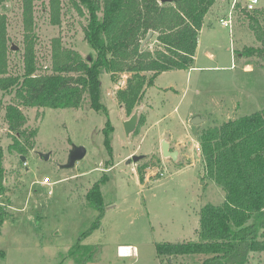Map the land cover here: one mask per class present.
I'll use <instances>...</instances> for the list:
<instances>
[{"label":"rangeland","instance_id":"rangeland-1","mask_svg":"<svg viewBox=\"0 0 264 264\" xmlns=\"http://www.w3.org/2000/svg\"><path fill=\"white\" fill-rule=\"evenodd\" d=\"M246 1L220 0L215 11L209 10L192 65L164 71L146 88L140 103L143 123L129 137L123 120L134 109L128 112L116 96L129 73L116 79L107 72L100 75L107 112L93 110L86 97L76 108L21 106L26 118L21 133L10 130L6 120L7 106L17 102L14 91L0 89L5 186L0 209L6 212L0 264H164L157 243L198 239L202 206L219 205L225 198L224 190L204 177L198 133L264 107V60L241 52L245 46L260 45L243 12ZM233 3L230 30L220 18L228 16ZM61 5L60 23L53 24L49 1L34 0V47L41 72L50 67L55 37L84 58L93 55L84 39L86 15H80L70 0H61ZM256 8L263 11L264 0H258ZM0 13L7 21L8 73L20 75L25 44L22 1H2ZM155 35L143 46L158 47ZM194 117L203 122L193 124ZM107 121L113 127L111 157L103 143ZM163 139L170 150L178 151L175 161L162 157ZM72 145L83 146L86 153L73 167L61 168ZM133 154L145 157L125 163ZM105 175L100 185L105 208L99 216L86 193ZM78 242L87 248L74 246ZM118 246H125V255ZM249 264H264V252L250 253Z\"/></svg>","mask_w":264,"mask_h":264},{"label":"trees","instance_id":"trees-1","mask_svg":"<svg viewBox=\"0 0 264 264\" xmlns=\"http://www.w3.org/2000/svg\"><path fill=\"white\" fill-rule=\"evenodd\" d=\"M21 1L25 44L20 75L8 73L7 21L6 15L0 13V89L14 91L17 102L7 106L6 120L9 129L16 133H21L20 127L26 122L21 106L76 108L86 97L93 110L107 112L101 101L103 72L109 73L111 79L129 73L126 86L118 89L116 96L131 112L140 105L146 88L160 73L188 69L192 65L204 17L216 2L70 0L80 15H86L84 39L93 55L84 58L55 37L51 41L50 67L41 72L34 47V0ZM48 1L51 22L59 24L61 0ZM243 12L260 45L245 46L241 52L264 60V10L243 8ZM154 33L158 47L150 50L142 41ZM142 123L140 116L134 133ZM112 130L107 121L102 133L110 157ZM197 138L204 177L224 190V201L202 206L197 240L160 242L158 253L164 264H249L250 253L264 252V107L202 128ZM1 157L0 151V196H4ZM110 165L107 159L106 166ZM107 178L102 176L86 193L87 201L99 216L105 208L100 185ZM5 214L0 209V229ZM74 246L87 248L79 242ZM0 256H3L1 249ZM176 257L197 258L176 262Z\"/></svg>","mask_w":264,"mask_h":264},{"label":"water","instance_id":"water-1","mask_svg":"<svg viewBox=\"0 0 264 264\" xmlns=\"http://www.w3.org/2000/svg\"><path fill=\"white\" fill-rule=\"evenodd\" d=\"M164 1V0H161ZM150 35H147L146 38L142 41V45L145 43V40L149 39ZM13 49H16V46H12ZM142 105L140 104L138 107H136L134 109V111L132 112V114L125 120H123V128H124V133L126 135V137H129L137 128L138 126V122H139V116H140V112H141V107ZM191 122L193 124H200L203 122V118L200 117H194ZM161 154L162 157L165 158H170L172 160H176L177 159V155H178V151L177 150H170V145L168 143V141H166L165 139H163L161 141ZM86 153V149L81 146V145H72L67 160L65 163L61 164L60 167L61 168H71L74 166L75 162L80 160ZM41 157L47 158L48 154H44V153H39ZM145 154H133L131 155L130 158H127L125 163H130V162H137L140 159L144 158ZM20 159L22 161L25 160V157L23 155L20 156Z\"/></svg>","mask_w":264,"mask_h":264},{"label":"built area","instance_id":"built-area-1","mask_svg":"<svg viewBox=\"0 0 264 264\" xmlns=\"http://www.w3.org/2000/svg\"><path fill=\"white\" fill-rule=\"evenodd\" d=\"M257 3H258V0H247L246 3L244 4L243 8L246 9V10H252V9L256 8V4ZM234 6H235V3H233L231 5V10L228 12V16L227 17L220 18V23L223 26L229 27L230 30L232 28V23H233L232 22V19H233V15H232L233 11H232V9H233ZM160 174L163 175V172H161ZM48 181H49L48 177H45L44 178V182L49 183ZM125 250H126V248L122 249V248L119 247V252H121V254H123V255L126 254Z\"/></svg>","mask_w":264,"mask_h":264},{"label":"crops","instance_id":"crops-1","mask_svg":"<svg viewBox=\"0 0 264 264\" xmlns=\"http://www.w3.org/2000/svg\"><path fill=\"white\" fill-rule=\"evenodd\" d=\"M220 0H216V2L213 4V6L210 8V11L213 10L215 11L216 10V7H217V4H219ZM217 11H220V10H217ZM209 12V11H208ZM204 23V22H203ZM203 27V26H202ZM118 247H125V246H118Z\"/></svg>","mask_w":264,"mask_h":264},{"label":"bare ground","instance_id":"bare-ground-1","mask_svg":"<svg viewBox=\"0 0 264 264\" xmlns=\"http://www.w3.org/2000/svg\"><path fill=\"white\" fill-rule=\"evenodd\" d=\"M122 249L125 248V247H121ZM126 251V250H125ZM128 251V250H127Z\"/></svg>","mask_w":264,"mask_h":264}]
</instances>
